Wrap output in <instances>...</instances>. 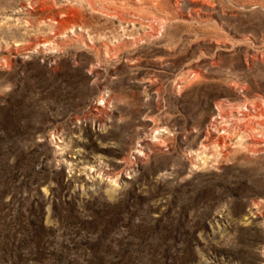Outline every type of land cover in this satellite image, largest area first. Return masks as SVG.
I'll use <instances>...</instances> for the list:
<instances>
[{
	"label": "rangeland",
	"instance_id": "obj_1",
	"mask_svg": "<svg viewBox=\"0 0 264 264\" xmlns=\"http://www.w3.org/2000/svg\"><path fill=\"white\" fill-rule=\"evenodd\" d=\"M0 264H264V0H0Z\"/></svg>",
	"mask_w": 264,
	"mask_h": 264
}]
</instances>
